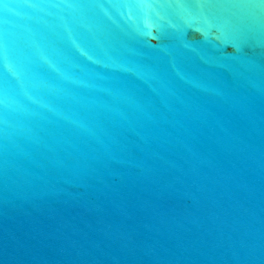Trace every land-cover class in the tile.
Masks as SVG:
<instances>
[{
  "label": "water",
  "instance_id": "water-1",
  "mask_svg": "<svg viewBox=\"0 0 264 264\" xmlns=\"http://www.w3.org/2000/svg\"><path fill=\"white\" fill-rule=\"evenodd\" d=\"M0 264H264V0H0Z\"/></svg>",
  "mask_w": 264,
  "mask_h": 264
}]
</instances>
